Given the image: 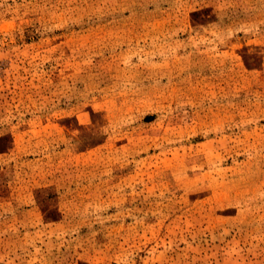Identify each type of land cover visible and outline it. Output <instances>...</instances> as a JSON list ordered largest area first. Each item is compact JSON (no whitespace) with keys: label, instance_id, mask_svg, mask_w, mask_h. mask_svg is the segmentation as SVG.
Segmentation results:
<instances>
[{"label":"rangeland","instance_id":"obj_1","mask_svg":"<svg viewBox=\"0 0 264 264\" xmlns=\"http://www.w3.org/2000/svg\"><path fill=\"white\" fill-rule=\"evenodd\" d=\"M0 264H264V0H0Z\"/></svg>","mask_w":264,"mask_h":264}]
</instances>
